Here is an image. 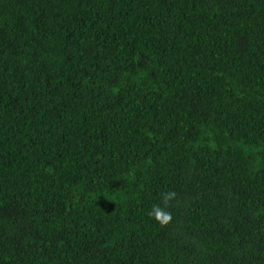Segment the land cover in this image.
Here are the masks:
<instances>
[{
	"label": "trees",
	"instance_id": "16d2710c",
	"mask_svg": "<svg viewBox=\"0 0 264 264\" xmlns=\"http://www.w3.org/2000/svg\"><path fill=\"white\" fill-rule=\"evenodd\" d=\"M0 264H264V0H0Z\"/></svg>",
	"mask_w": 264,
	"mask_h": 264
},
{
	"label": "clouds",
	"instance_id": "9594fccd",
	"mask_svg": "<svg viewBox=\"0 0 264 264\" xmlns=\"http://www.w3.org/2000/svg\"><path fill=\"white\" fill-rule=\"evenodd\" d=\"M174 196V193L166 194V198H171ZM149 215L152 216L157 222L161 224H166L171 220V214L159 205H154L152 211L149 212Z\"/></svg>",
	"mask_w": 264,
	"mask_h": 264
}]
</instances>
